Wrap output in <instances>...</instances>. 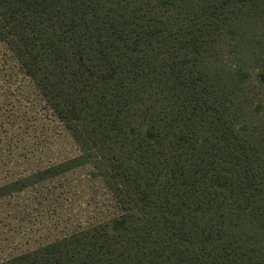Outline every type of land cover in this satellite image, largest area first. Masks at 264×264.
<instances>
[{"label": "trees", "instance_id": "obj_1", "mask_svg": "<svg viewBox=\"0 0 264 264\" xmlns=\"http://www.w3.org/2000/svg\"><path fill=\"white\" fill-rule=\"evenodd\" d=\"M0 41L81 150L0 199L92 163L122 209L0 264H264V0H0Z\"/></svg>", "mask_w": 264, "mask_h": 264}, {"label": "rangeland", "instance_id": "obj_2", "mask_svg": "<svg viewBox=\"0 0 264 264\" xmlns=\"http://www.w3.org/2000/svg\"><path fill=\"white\" fill-rule=\"evenodd\" d=\"M241 62L247 64L246 59ZM80 153L16 55L0 41V185ZM120 213L93 164L78 166L0 199L1 258L26 253Z\"/></svg>", "mask_w": 264, "mask_h": 264}]
</instances>
